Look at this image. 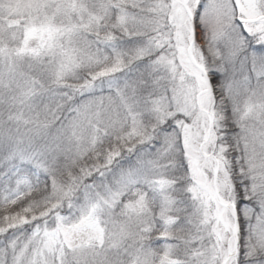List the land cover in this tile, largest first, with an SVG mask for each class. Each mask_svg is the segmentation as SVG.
<instances>
[{
  "label": "snow or ice",
  "instance_id": "snow-or-ice-1",
  "mask_svg": "<svg viewBox=\"0 0 264 264\" xmlns=\"http://www.w3.org/2000/svg\"><path fill=\"white\" fill-rule=\"evenodd\" d=\"M0 264H264V0H0Z\"/></svg>",
  "mask_w": 264,
  "mask_h": 264
}]
</instances>
